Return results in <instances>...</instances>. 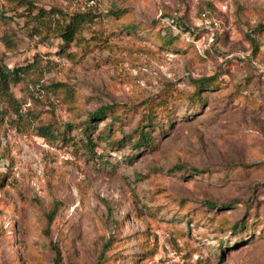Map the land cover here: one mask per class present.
I'll return each instance as SVG.
<instances>
[{
    "label": "rangeland",
    "instance_id": "1",
    "mask_svg": "<svg viewBox=\"0 0 264 264\" xmlns=\"http://www.w3.org/2000/svg\"><path fill=\"white\" fill-rule=\"evenodd\" d=\"M33 1L57 15L0 0V64L26 69L0 88V264H264V0ZM62 12L93 16L69 45ZM173 16L195 31L166 47ZM115 103L137 113L88 126Z\"/></svg>",
    "mask_w": 264,
    "mask_h": 264
},
{
    "label": "trees",
    "instance_id": "2",
    "mask_svg": "<svg viewBox=\"0 0 264 264\" xmlns=\"http://www.w3.org/2000/svg\"><path fill=\"white\" fill-rule=\"evenodd\" d=\"M12 2L19 3L22 7H25L28 10L34 11V9H38L39 14H41L43 19L51 20V17L57 15L56 8H51L49 10L45 9L44 7H39L33 0H11ZM110 13L115 15L117 18L123 15L122 10H110ZM26 14L23 12L22 15ZM59 15V14H58ZM61 18H64L65 22H59L58 26V36L61 38L62 42L66 45H69L71 42L79 38V34L81 32V28L84 24L89 23L92 21L93 16H90L87 12H75L73 14H65L61 13ZM59 18V19H61ZM175 19L174 23L170 22V18H163L161 21L156 22V26H159L158 35L159 38L164 41V46L169 47L168 45L172 44L178 38L184 36L186 33H194V29L191 25L186 23L183 20H180L176 16H173ZM131 29L136 30L137 26L134 24L129 25ZM141 26V25H138ZM129 31L130 28H128ZM253 34L256 35H263L264 34V21L257 24V26L252 30ZM196 37H200L199 32L195 33ZM199 34V35H198ZM198 35V36H197ZM254 42V41H253ZM194 45V43H192ZM255 50H258V46L254 47ZM25 67L15 68L11 70L9 68L3 67L0 64V88L5 89L10 81L18 79V73H25ZM219 78L218 74L215 76H209L207 78L198 79L195 81V90L191 94V97L194 98V103H199L203 101V96L201 94L203 89H210L211 87H217ZM220 87V86H218ZM173 100V95L171 93H167L160 98L153 99L151 102L147 104L145 108H143V115L142 118L139 120L137 127L134 130L137 143L135 142L134 145L136 147H147L154 144L155 136H156V128L157 125L161 124L160 119L165 117H170L169 109H171L170 102ZM137 111L135 107H127L121 106L119 103H115L113 105L102 106L97 111L93 112L89 116L88 126L92 125L91 122L96 121L99 122L103 117H108L109 115L115 116L117 120H121L122 116H129L130 114H136ZM160 121V122H159ZM95 127V126H94ZM88 129V128H87ZM135 136H125L122 140H118L120 144L126 141V138L135 137ZM117 141V140H115ZM89 142L93 143V140L89 139ZM85 146L89 149V144H85ZM2 179L0 180V183ZM214 205V204H213ZM243 223V222H242ZM240 224L237 228H244V224ZM236 228V229H237ZM111 247L110 242H107L103 245V251L101 253V258L104 257L105 252Z\"/></svg>",
    "mask_w": 264,
    "mask_h": 264
},
{
    "label": "built area",
    "instance_id": "3",
    "mask_svg": "<svg viewBox=\"0 0 264 264\" xmlns=\"http://www.w3.org/2000/svg\"><path fill=\"white\" fill-rule=\"evenodd\" d=\"M170 22L171 23H174L175 22V19L174 18H170ZM203 22H204V24H206L207 26H205L208 30H209V32H208V35H209V40L211 41V42H214L215 41V30L213 29V26H209L210 24H211V22H210V20H209V18H207L206 16L203 18Z\"/></svg>",
    "mask_w": 264,
    "mask_h": 264
}]
</instances>
